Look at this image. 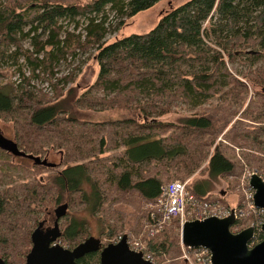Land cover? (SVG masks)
Here are the masks:
<instances>
[{
	"label": "trees",
	"instance_id": "16d2710c",
	"mask_svg": "<svg viewBox=\"0 0 264 264\" xmlns=\"http://www.w3.org/2000/svg\"><path fill=\"white\" fill-rule=\"evenodd\" d=\"M159 1L90 0L84 4L76 0H12L7 4L0 0V42L15 45L30 65L29 75L19 69L22 81L17 86H0V115L16 122V139L22 150L38 154L47 141L66 153L65 168L49 176L47 182H20L22 179L14 177L4 164L0 166V257L6 264H25L32 232L41 221L40 213L50 204H83L92 215H103L102 236L115 238L124 223L112 227L105 217L118 211L114 205L124 204L128 193L138 195L135 205H149L143 227L154 250L149 251L152 259L155 261V253L181 254L180 238L168 236L157 242L165 229L180 226L178 217L152 234L148 229L150 213L160 215L156 203L162 197V186L171 183L165 179L175 176L184 181L193 174L209 155L216 137L233 120L236 110L232 107L239 108L246 100L243 92L248 90L238 76L264 85V0H188L166 13L150 31L107 41L127 19ZM24 39L33 45L32 53L20 46ZM91 50H95L99 66L97 79L81 95L71 87L64 97L63 91L74 79L70 74L57 77L60 62L78 51ZM229 61L247 67L234 73ZM34 78L56 80L52 84L57 96L51 99L41 90L37 93L24 86ZM217 96L225 98V105L189 116L177 126L162 120L180 104L200 108ZM232 96L235 101L231 105ZM80 104L119 109L122 114L116 120L88 125L74 112ZM239 123H235L234 132L246 134L245 127L238 129ZM231 133L227 139L242 142ZM255 139L264 153L263 134ZM162 164L171 171L169 175L162 174ZM152 165L156 169L161 166L162 171L150 173ZM206 168L211 180L231 174L235 165L224 149L217 147ZM210 180L188 182L192 195L188 210L214 202L208 195ZM131 208L142 213L134 204ZM48 211L46 214H53ZM252 211L259 216L255 224L259 226L264 211ZM117 215L124 219L129 214L120 209ZM240 223L239 214L232 229ZM90 233L85 219L71 217L59 239L73 247ZM263 238L264 233L257 229L255 240ZM77 262L101 264L100 251Z\"/></svg>",
	"mask_w": 264,
	"mask_h": 264
},
{
	"label": "rangeland",
	"instance_id": "374dc122",
	"mask_svg": "<svg viewBox=\"0 0 264 264\" xmlns=\"http://www.w3.org/2000/svg\"><path fill=\"white\" fill-rule=\"evenodd\" d=\"M63 1V0H62ZM70 1L71 0H65ZM80 3H87L90 0H76ZM188 0H160L153 7L144 10L137 15L127 19L125 24L121 26L120 30L114 34H110L107 37V41L111 42L115 37H122L126 35H130L133 33L143 34L151 29H153L159 20L169 11L174 9L175 7L180 6ZM7 4L12 3V0H2ZM25 4L26 1H20ZM70 30L73 31V25H70ZM20 46H22L23 50L29 49L30 52L33 51V45L31 44L29 39H24L20 42ZM32 53V52H31ZM35 52H33L34 54ZM95 50H91L89 52H81L78 51L74 56H69L67 60H62L58 67L57 77L60 78L66 74H70L73 77V82L68 84V87L63 91L64 97L67 95L68 88L75 87V94L78 96L83 93L87 89V87L95 82L97 79V75L99 73V66L94 60ZM35 55V54H34ZM229 67L234 73L239 72L240 70L245 69L247 66L242 64L240 61L231 62L229 61ZM29 64L26 62L21 52H17V48L15 45H6L5 42H0V86L4 84H10L13 86H17L22 80V75L20 73V68L26 75L30 74ZM244 83L248 90V92L244 91L243 96H246V100L243 102L242 106L238 108L232 107V109L236 110V114L228 126L223 129V131L216 137L212 146L209 147V155L211 156L214 153L217 147H220L222 150L226 152V155H229L232 158L233 163L235 165V170L223 177H218L215 179H209L207 165L209 162L210 156L208 155L206 159L201 161L194 171L185 182H189L190 184H194L197 181L210 180V192L208 195L211 198V201H215L219 203V206H222L224 209V213L226 211H230L231 209L238 210L237 213L240 214L241 225L238 226L235 231L239 232L240 230L247 228L249 226H256L257 220L259 216L255 215L250 206V194L254 191L251 189L249 184L250 176L253 173H258L264 179V153L260 151L258 142L255 138H259L260 135L264 136V85L254 84L252 81L244 79L243 77L238 76ZM56 80L52 79V83L55 84ZM50 81L47 82L44 79L34 78L32 81L27 82L24 86L31 88L37 93L41 91L44 94H47L48 98L53 99L57 96V93L54 92L53 84ZM60 86V85H59ZM41 90V91H40ZM234 90V89H233ZM76 95V96H77ZM233 102L235 101V97L232 96ZM239 103L242 102L238 101ZM225 105V98L223 99L220 96H217L211 101H209L206 105L200 108H190L180 104L177 108L173 109V111L167 115H165L162 120L168 123H173L180 125L183 123V120L189 116H198L204 114V110L209 108L215 109L212 106L218 107ZM74 112H77L78 116L82 119L89 122L88 125L104 120H116L120 118L122 112L119 109H105L101 106H96V109L89 108L86 105L80 104L76 106ZM208 114V113H207ZM210 114V113H209ZM262 114V115H260ZM250 116L258 117L260 119H254ZM263 117V120H261ZM240 121L239 128L245 127L246 134H243L241 130H237L234 132L235 123ZM219 125L216 123V127ZM17 124L15 121L10 120V117H6L4 115H0V133H3L6 137L15 140L17 133ZM232 131V136H236L242 139L241 143L232 142L230 139H227V135ZM228 132V133H227ZM227 133V134H226ZM55 142V140H54ZM56 144V143H55ZM56 146V145H55ZM1 149V148H0ZM2 150V149H1ZM42 152L34 153L35 155L41 156L42 158H47L51 162H55L58 165L57 167H47L42 166L35 168L34 161L31 159H26L25 157H15L11 153L3 150L0 151V166L4 164L7 169L14 173V177L18 176L22 180L20 182H27L29 180H34V182L38 181H46L49 176L63 170L65 168V151H61L57 147L51 146V144L45 141V147L42 148ZM121 149H113V152L120 151ZM29 153V152H28ZM163 173L165 175H169L171 171H168V168L163 164ZM161 166L156 167L152 165L149 170L150 173H157ZM162 171V170H161ZM181 180V178L171 177L169 180L165 179V181L173 182ZM126 195V200L124 204L116 203L114 207L120 211V209L126 214H129L124 219L118 218V211L109 212L107 214V222L110 223L112 227L118 225V227L122 226V222L124 223V228H120L119 232H117L115 238L108 239L102 236V224L101 220L104 219L99 213L98 215H92L88 210L84 209V205L81 203L70 204L67 214L61 219L60 227L62 230L65 229L66 223L71 217L83 218L87 222V230L91 232L90 236H96L100 238L104 245L109 244L111 242H117L124 234H127L129 237V241L133 244L138 242L140 245H144L147 248L149 253L154 251L150 249L149 246V238L144 232V224L146 220L147 213L145 215V210L149 207L147 202H141L135 205L136 200L138 202V195L136 193H128ZM132 202V203H131ZM65 203V202H63ZM62 203V204H63ZM127 203H131L134 206H137L142 211L141 214L135 212V209L128 206ZM58 207L56 204H50L45 206V210L40 213V220L49 219L46 222L45 227L50 228L54 225L53 221L55 218V209ZM43 209V208H42ZM48 210H51L53 214H46ZM144 211V214H143ZM49 212V211H48ZM227 213V212H226ZM238 214V216H239ZM143 215V216H142ZM136 216H140L138 219ZM101 217V218H100ZM190 219L188 215L185 216ZM109 228V227H108ZM108 228H106L108 230ZM35 230V229H34ZM106 230V232H107ZM168 236L180 238L181 242V228L178 224L173 225L168 229H165L162 234L159 235L157 242H162ZM87 236L86 238H88ZM85 239V238H84ZM83 239V240H84ZM117 239V240H116ZM116 240V241H115ZM156 240V239H155ZM261 240H254L253 244L260 242ZM62 245L67 248L69 247L66 243L58 240ZM146 248L144 251H146ZM146 251V252H147ZM172 251V249H171ZM152 255L151 253H149ZM196 253L194 254L187 249H184V246L181 245V254L180 255H167L166 253L154 254L155 264H204L205 257ZM202 259L198 260L199 257ZM171 256V257H170ZM26 263V261H25Z\"/></svg>",
	"mask_w": 264,
	"mask_h": 264
},
{
	"label": "water",
	"instance_id": "95a60500",
	"mask_svg": "<svg viewBox=\"0 0 264 264\" xmlns=\"http://www.w3.org/2000/svg\"><path fill=\"white\" fill-rule=\"evenodd\" d=\"M0 148L15 157L31 159L36 165L57 166L47 158L22 150L15 140L3 133H0ZM249 184L254 190L255 208L264 210V179L258 173H253ZM68 208L69 204L63 203L55 209L56 219L50 228H44L45 221L39 222L32 232V248L25 264H78V259L95 251H100L101 264H155L145 258L144 252L131 248L127 234L119 241L106 245L92 235L72 249L65 247L58 240L62 235L60 220L67 214ZM236 221L235 210L223 218L211 216L202 220H187L181 228V242L186 248L209 249L211 264H264V238L252 245L256 227L249 226L233 232ZM260 229L264 233V219ZM0 264H6L1 257Z\"/></svg>",
	"mask_w": 264,
	"mask_h": 264
},
{
	"label": "built area",
	"instance_id": "2783aa9c",
	"mask_svg": "<svg viewBox=\"0 0 264 264\" xmlns=\"http://www.w3.org/2000/svg\"><path fill=\"white\" fill-rule=\"evenodd\" d=\"M253 195L254 193L251 192L250 206L253 209H257L254 206ZM191 198L192 195L188 190V182L177 180L162 186V197L159 198L156 203V206L159 207L160 209V215L158 216L155 211H152L150 213V220H149L150 223L148 224V229L151 231V233L152 234L159 233L163 229L164 224L170 222L175 217H178L180 221L179 223L180 228H182L184 222L187 220H195V219L202 220L211 216H217L223 218L230 215L232 210H235V214L238 218V213L236 209H231L230 211H226L227 213L226 212L224 213L223 207L219 206V203L215 201L212 203L200 205L198 207H193L188 210V205ZM186 215H188L190 219L186 218L185 217ZM263 219L261 220L259 226H255L256 230L258 229L259 231H261L260 227ZM255 237H256V232H255ZM254 240L252 243H254ZM129 244L132 249L136 251L144 252V256L146 259L155 262L152 259V256L144 251L146 246L141 244L139 245L138 242L133 244L130 241ZM184 249H188V248L184 247ZM191 249H197L199 253H202L201 255L203 256V258L205 257L204 261L211 264V252L209 249L203 247L191 248ZM199 253L197 254L199 255Z\"/></svg>",
	"mask_w": 264,
	"mask_h": 264
},
{
	"label": "flooded vegetation",
	"instance_id": "af4514ba",
	"mask_svg": "<svg viewBox=\"0 0 264 264\" xmlns=\"http://www.w3.org/2000/svg\"><path fill=\"white\" fill-rule=\"evenodd\" d=\"M56 217V216H55ZM56 219V218H55ZM42 221H45V224H44V228H46L45 227V225H46V220H42ZM54 222H55V220H54ZM61 228V227H60ZM61 231H62V229H61ZM79 244V243H78Z\"/></svg>",
	"mask_w": 264,
	"mask_h": 264
},
{
	"label": "bare ground",
	"instance_id": "6f19581e",
	"mask_svg": "<svg viewBox=\"0 0 264 264\" xmlns=\"http://www.w3.org/2000/svg\"><path fill=\"white\" fill-rule=\"evenodd\" d=\"M128 239H129V237H128Z\"/></svg>",
	"mask_w": 264,
	"mask_h": 264
}]
</instances>
